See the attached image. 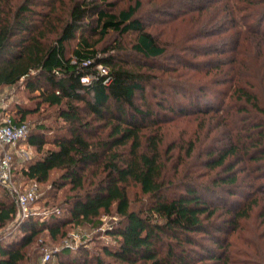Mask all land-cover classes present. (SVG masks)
Returning <instances> with one entry per match:
<instances>
[{
    "label": "trees",
    "instance_id": "trees-1",
    "mask_svg": "<svg viewBox=\"0 0 264 264\" xmlns=\"http://www.w3.org/2000/svg\"><path fill=\"white\" fill-rule=\"evenodd\" d=\"M263 6L264 0H0V87L20 82L37 103L20 105L17 115L6 111L28 125L26 116L44 105L61 120L49 136L44 125L28 130L37 155L19 168L13 161L14 177L19 172L40 185L57 170L50 188L71 192L60 206L66 213L59 216L57 207L41 221L30 214L15 236L0 239V264L37 259L33 245L43 231L56 238L67 226H98L111 214L118 220L103 234L114 242L100 245V254L66 246L44 264H264V62L259 72H242L262 55ZM252 17L254 38L247 42L241 33ZM178 25L184 28L177 39L161 36ZM113 34L132 36L129 47L120 38L101 45ZM217 36L233 47L216 46ZM246 44L255 47L249 63L238 58ZM215 54L206 68L194 60ZM147 88L161 100H148ZM206 117L215 118L214 137L210 131L201 143L173 139L163 148V126L179 118L195 119L199 128ZM130 185L139 188L137 201ZM16 211L0 186V229Z\"/></svg>",
    "mask_w": 264,
    "mask_h": 264
},
{
    "label": "rangeland",
    "instance_id": "rangeland-1",
    "mask_svg": "<svg viewBox=\"0 0 264 264\" xmlns=\"http://www.w3.org/2000/svg\"><path fill=\"white\" fill-rule=\"evenodd\" d=\"M149 5V4H147ZM258 7V6H256ZM254 6V8H256ZM264 7V6H263ZM58 9L60 10L61 8L58 6ZM245 11L242 10V13ZM241 13V12H240ZM262 15H264V12L261 10ZM250 13H244V16L247 18ZM260 14V12H259ZM248 15V16H247ZM263 17V16H262ZM253 22H256L255 18L252 17V20H244V23L246 26L250 27L249 32H243L241 33V36L245 38V40L248 42V39L251 37L254 38L253 32H254V26ZM169 27V26H168ZM165 27L161 31V36L165 37L167 39L173 38L177 39L178 37L181 36L183 32V25H178L176 27ZM262 30V29H261ZM220 36H217L215 38L216 41V46L219 47H225L226 45L228 47H233L234 42L232 43L231 41L227 42V44H220L218 43L221 41L219 38ZM120 38V42L123 44L124 47H129L131 41H132V36H116V35H109L104 41L101 42V45H110L116 39ZM74 45V41L70 42L68 44L69 47ZM247 45V44H246ZM255 50V47L252 45H247L246 47H242L240 50V54L238 58L244 59L246 62L249 63V57L248 54L251 53V50ZM260 55L254 64V69L252 68V71L250 70V67L247 69L246 67L242 68V72L249 74L251 72H259L262 69V62H264V47L261 49ZM218 55V54H217ZM211 55V56H198L194 57V60L200 61L201 66L203 65L205 68L207 67V64H205L208 59H213L217 56ZM166 64H169L171 66H178L176 62H169L165 61ZM175 72H173L174 74ZM198 75V74H197ZM180 78V77H178ZM174 81H177V78H174ZM204 79H207L204 78ZM174 81H168L165 80L166 84H170ZM183 85V84H182ZM221 86H216V89H220ZM147 98L150 101H155L154 99H159L161 100V95L160 92L157 90L156 92H152L149 88H147ZM179 99H183L180 94H178ZM219 98H214V101H216ZM0 104H2L3 107H6V109L13 113L14 115L16 114V109L22 105V106H27L31 109H34L35 106H37V103L31 98V96L27 93V91L24 89V86L19 82L15 85L12 86H1L0 87ZM5 109V110H6ZM207 118V117H206ZM214 120H211V118H207L206 120H202L200 123L201 126L197 128L198 122L195 119H179L176 118L174 122H172L170 125H165L162 127L160 130L161 132V139H162V146L163 148L173 139L177 140V145H183L187 143L188 140L193 141L194 138L196 137V142H203L204 138H206V135L209 134L211 131L210 129L214 125ZM26 121L28 123V128L30 129L31 132L35 133L38 125H44L45 129H42L44 134L46 136H49L51 134V130L57 129V126L61 124V120H57L55 113H54V108H48L44 105L39 106L38 112H31L26 116ZM37 132V131H36ZM215 131L212 130L210 132V137H214ZM19 147L21 149H24L27 153L28 156L27 158L24 159H19L15 158L14 159V164L15 167L19 168L21 165H24L25 162L28 160L34 158L37 155L36 149L31 146L27 141L26 138L21 140L18 143ZM44 148L49 147L48 144H45L43 146ZM59 174V171H52L49 176V180L45 183L42 184H37L33 181H26L22 177H20L19 172H17L14 177L16 185L18 187H21L22 189L29 188L34 186L36 184V194L37 198L34 202L30 204V209H31V214L35 215L37 217H40V220L45 219L50 215V213L59 207V213L58 215H62L63 213H66L65 210L61 209L60 206H62L64 203V197L67 195H70L71 192L67 190V187H64L59 190L51 189L50 188V181L53 178H56ZM2 188V187H1ZM7 192V191H6ZM8 193V192H7ZM9 194V193H8ZM140 191L138 186L136 185H130L128 187V195L132 201H137L138 198L140 197ZM10 195V194H9ZM57 211V209L55 210ZM253 216L255 214L253 213ZM101 224L98 226L86 224V225H79V226H67L66 228V234L64 236H57L56 238L50 237V235L47 233V231H43L41 234L38 235L37 241L33 245V249L35 248L37 250V255L38 258L35 259L34 261H27L24 262L23 264H34L36 262L39 263L44 255L45 252H58L60 251L63 247H69L73 250H77L81 247V249L86 248L89 252H92L94 254H100V245L102 244H110L114 242V240L103 234L104 229L109 226L114 224L118 218L116 215L111 214V215H102L101 218ZM23 220L19 219L17 216V211L15 214V217L6 224V226L2 229H0V239H11L13 236L16 235L20 231L18 229L19 224ZM74 235L77 237L76 239L74 238ZM240 244V243H239ZM73 245H76V247ZM107 261L109 259L106 258Z\"/></svg>",
    "mask_w": 264,
    "mask_h": 264
},
{
    "label": "built area",
    "instance_id": "built-area-1",
    "mask_svg": "<svg viewBox=\"0 0 264 264\" xmlns=\"http://www.w3.org/2000/svg\"><path fill=\"white\" fill-rule=\"evenodd\" d=\"M26 123H14L5 107L0 104V186L14 199L17 207V216L24 220L31 214L30 204L37 198L36 184L22 189L16 185L13 173V161L27 158L28 153L21 149L18 143L28 135ZM74 238L77 237L74 235ZM76 245H73V247ZM50 258V252H45L41 261L44 264Z\"/></svg>",
    "mask_w": 264,
    "mask_h": 264
}]
</instances>
